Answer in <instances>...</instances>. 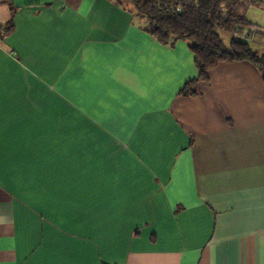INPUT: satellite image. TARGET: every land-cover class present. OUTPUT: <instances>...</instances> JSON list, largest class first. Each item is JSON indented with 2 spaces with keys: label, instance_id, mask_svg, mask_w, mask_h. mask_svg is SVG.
<instances>
[{
  "label": "crops",
  "instance_id": "obj_1",
  "mask_svg": "<svg viewBox=\"0 0 264 264\" xmlns=\"http://www.w3.org/2000/svg\"><path fill=\"white\" fill-rule=\"evenodd\" d=\"M141 25L0 0V264H264V76Z\"/></svg>",
  "mask_w": 264,
  "mask_h": 264
},
{
  "label": "trees",
  "instance_id": "obj_2",
  "mask_svg": "<svg viewBox=\"0 0 264 264\" xmlns=\"http://www.w3.org/2000/svg\"><path fill=\"white\" fill-rule=\"evenodd\" d=\"M141 21V27L161 43L186 40L198 70L185 82L180 95L196 93L195 84L221 61L247 60L264 76V44L253 48L242 38L224 42L220 32L253 28L246 17L249 7L264 10V0H115ZM9 29L2 28V33ZM261 37V34H257Z\"/></svg>",
  "mask_w": 264,
  "mask_h": 264
},
{
  "label": "built area",
  "instance_id": "obj_3",
  "mask_svg": "<svg viewBox=\"0 0 264 264\" xmlns=\"http://www.w3.org/2000/svg\"><path fill=\"white\" fill-rule=\"evenodd\" d=\"M257 34H261V37H257ZM242 38L249 43H257L258 45L264 44V31L251 28V30H235L229 33V39Z\"/></svg>",
  "mask_w": 264,
  "mask_h": 264
},
{
  "label": "rangeland",
  "instance_id": "obj_4",
  "mask_svg": "<svg viewBox=\"0 0 264 264\" xmlns=\"http://www.w3.org/2000/svg\"><path fill=\"white\" fill-rule=\"evenodd\" d=\"M253 12H259L260 13V17L258 18V19H256V18H254V16H253ZM247 16H248V18L250 17V19H256V22L258 23V24H262V23H264V11H258V9H250V11H248V13H247ZM255 22V23H256ZM262 31H264V30H262ZM224 42L225 43H227L228 42V36H225L224 37ZM252 47L253 48H255V47H257V45L256 44H254V43H252Z\"/></svg>",
  "mask_w": 264,
  "mask_h": 264
}]
</instances>
